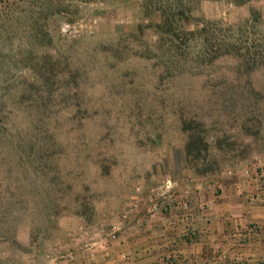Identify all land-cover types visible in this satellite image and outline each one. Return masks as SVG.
<instances>
[{
	"label": "rangeland",
	"instance_id": "obj_1",
	"mask_svg": "<svg viewBox=\"0 0 264 264\" xmlns=\"http://www.w3.org/2000/svg\"><path fill=\"white\" fill-rule=\"evenodd\" d=\"M33 11L0 28V264H264V68L177 63L126 0Z\"/></svg>",
	"mask_w": 264,
	"mask_h": 264
},
{
	"label": "trees",
	"instance_id": "obj_2",
	"mask_svg": "<svg viewBox=\"0 0 264 264\" xmlns=\"http://www.w3.org/2000/svg\"><path fill=\"white\" fill-rule=\"evenodd\" d=\"M111 1L0 0V28L9 27L19 14L27 11L29 5L38 9V12L33 11L34 27L38 26L43 10L47 17L60 15L70 23L82 10V5ZM126 1L135 3L146 21H154L160 48L177 63L183 62L189 55L200 65L211 64L223 56H233L246 71L264 68V25L260 23V16L251 14L247 21L234 24L199 16L203 14L205 4L242 7L256 0Z\"/></svg>",
	"mask_w": 264,
	"mask_h": 264
}]
</instances>
